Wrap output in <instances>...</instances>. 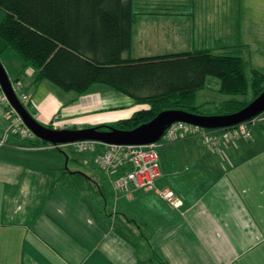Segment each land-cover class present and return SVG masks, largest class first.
I'll use <instances>...</instances> for the list:
<instances>
[{
    "label": "crops",
    "instance_id": "obj_1",
    "mask_svg": "<svg viewBox=\"0 0 264 264\" xmlns=\"http://www.w3.org/2000/svg\"><path fill=\"white\" fill-rule=\"evenodd\" d=\"M132 4L125 57L235 50L248 74L264 72V0ZM3 42L0 63L18 99L44 126L57 117L90 124L80 129L110 126L143 108L99 84L77 94L47 80L34 83L33 69ZM254 125L258 136L251 130L250 138L221 143L219 150L199 137L160 146L153 187L125 195L112 190L92 154L98 178L70 170L67 156L49 143L21 140L0 99V264H264V120ZM64 171L88 178L79 186Z\"/></svg>",
    "mask_w": 264,
    "mask_h": 264
},
{
    "label": "trees",
    "instance_id": "obj_2",
    "mask_svg": "<svg viewBox=\"0 0 264 264\" xmlns=\"http://www.w3.org/2000/svg\"><path fill=\"white\" fill-rule=\"evenodd\" d=\"M0 10V39L33 69L34 83L47 80L77 94L99 84L148 105L110 125L116 129L131 130L164 110L205 114L202 106L187 107L186 100L206 87L208 77L218 80L222 94L246 96L250 90L249 100L224 101L221 106L233 110L221 108L215 115L236 112L264 91V72L248 74L235 50L125 57L131 47L132 0H0ZM26 142L48 145L37 138ZM65 173L77 177L79 186L88 178Z\"/></svg>",
    "mask_w": 264,
    "mask_h": 264
},
{
    "label": "built area",
    "instance_id": "obj_3",
    "mask_svg": "<svg viewBox=\"0 0 264 264\" xmlns=\"http://www.w3.org/2000/svg\"><path fill=\"white\" fill-rule=\"evenodd\" d=\"M22 98H25V96ZM0 99L7 105V114L11 118L12 132L18 135L21 140H32L34 135L8 104L3 94ZM259 120H264V112L250 121L231 128L204 129L183 122H176L165 130L163 136L157 142L148 145H104L94 141H78L67 145L72 146L78 153L92 154L112 190L115 193L128 195L134 191L148 190L153 187L160 171L157 152L160 146L182 139L199 137L205 141L209 148L219 150L221 143L234 141L239 137L250 138L249 126ZM62 146L49 144L50 148L58 149ZM162 196L171 198L172 194L166 193ZM170 202L174 206H179L181 203L172 199H170Z\"/></svg>",
    "mask_w": 264,
    "mask_h": 264
},
{
    "label": "water",
    "instance_id": "obj_4",
    "mask_svg": "<svg viewBox=\"0 0 264 264\" xmlns=\"http://www.w3.org/2000/svg\"><path fill=\"white\" fill-rule=\"evenodd\" d=\"M0 88L8 104L22 119L24 125L37 139L53 146L71 144L78 141H94L104 145L138 146L157 142L165 130L176 122H183L204 129H222L235 127L250 121L264 112V91L240 110L219 115L194 114L184 110H164L153 119L131 130H120L106 126L83 129H54L40 124L27 111L18 99L11 81L0 63Z\"/></svg>",
    "mask_w": 264,
    "mask_h": 264
},
{
    "label": "rangeland",
    "instance_id": "obj_5",
    "mask_svg": "<svg viewBox=\"0 0 264 264\" xmlns=\"http://www.w3.org/2000/svg\"><path fill=\"white\" fill-rule=\"evenodd\" d=\"M133 7L136 8V6H133ZM2 17H3V12L0 10V22L2 20ZM0 41L2 42V39H0ZM135 52L136 51L134 49L133 56H136ZM11 64H14V63L11 62ZM218 89H219L218 80L214 77H208L206 80V87L194 92V94L189 99L186 100L187 101L186 106L187 107L202 106V109L205 115H215L216 112L221 110V108H222V112H225V111L230 112L233 110L234 107L228 108V109L223 108V106H221V103H223L224 101H228V100L243 101L245 99L249 100L251 98L250 90H248V94L246 96H242V95L222 94L218 91ZM142 107L143 108L140 110L147 109L148 105L142 104ZM131 111L132 110H129L125 113H127L128 115ZM79 122H80L79 120H77L76 122L74 121L62 122V119L60 117H57L54 120V122L48 126L54 129H75V128L86 127L90 125L85 122H80V123ZM107 124L112 125L113 123L107 122ZM249 127H250V131L252 130L253 132V136L254 137L256 135L258 136L259 134L258 126L252 124ZM54 149L56 152L61 153V155H64L63 157L65 159L67 156V159H68L67 167L70 170L87 172L88 175H91L94 178L100 177L101 171L98 170L97 166L95 165L94 159L89 153H78L77 151H75V149H73L72 146L67 145V144L63 145L61 148H58V149L54 148ZM82 158H84V160H87V162L86 163L82 162Z\"/></svg>",
    "mask_w": 264,
    "mask_h": 264
},
{
    "label": "flooded vegetation",
    "instance_id": "obj_6",
    "mask_svg": "<svg viewBox=\"0 0 264 264\" xmlns=\"http://www.w3.org/2000/svg\"><path fill=\"white\" fill-rule=\"evenodd\" d=\"M75 129H77V128H75ZM79 129H80V128H79ZM98 129H99V130H107L105 126H99Z\"/></svg>",
    "mask_w": 264,
    "mask_h": 264
}]
</instances>
